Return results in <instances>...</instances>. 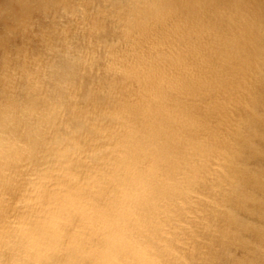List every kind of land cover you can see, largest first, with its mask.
Listing matches in <instances>:
<instances>
[{"label": "clouds", "instance_id": "9594fccd", "mask_svg": "<svg viewBox=\"0 0 264 264\" xmlns=\"http://www.w3.org/2000/svg\"><path fill=\"white\" fill-rule=\"evenodd\" d=\"M0 264H264V0H0Z\"/></svg>", "mask_w": 264, "mask_h": 264}]
</instances>
